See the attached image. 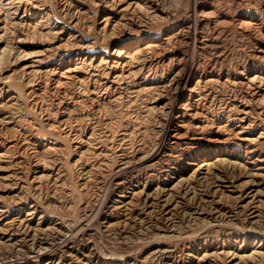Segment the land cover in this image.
Wrapping results in <instances>:
<instances>
[{"label":"rangeland","instance_id":"374dc122","mask_svg":"<svg viewBox=\"0 0 264 264\" xmlns=\"http://www.w3.org/2000/svg\"><path fill=\"white\" fill-rule=\"evenodd\" d=\"M0 264H264V0H0Z\"/></svg>","mask_w":264,"mask_h":264},{"label":"bare ground","instance_id":"6f19581e","mask_svg":"<svg viewBox=\"0 0 264 264\" xmlns=\"http://www.w3.org/2000/svg\"><path fill=\"white\" fill-rule=\"evenodd\" d=\"M261 247V246H260ZM255 252V251H254ZM256 254H263V253H261V251H258V252H256Z\"/></svg>","mask_w":264,"mask_h":264}]
</instances>
